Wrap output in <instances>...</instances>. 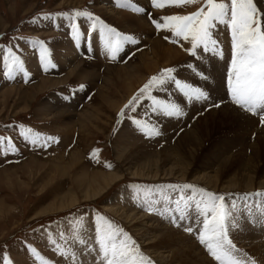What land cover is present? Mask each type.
I'll use <instances>...</instances> for the list:
<instances>
[{
  "label": "rangeland",
  "instance_id": "rangeland-1",
  "mask_svg": "<svg viewBox=\"0 0 264 264\" xmlns=\"http://www.w3.org/2000/svg\"><path fill=\"white\" fill-rule=\"evenodd\" d=\"M59 1L60 0H0V50H2L0 51V137L4 138L3 145H0V203H5V206H11L13 208L9 216L5 220L0 221V264H4V257H7L8 260L11 261V264H43V260H47L49 264H72L74 261L76 262L75 257L77 253L76 251L78 250H73L72 252V247L77 248L78 245H81V247L84 248L83 243H80L81 240L86 242L85 245H89L88 249H90V251H88L86 255L90 259L89 261H85L84 259L82 260L83 262L80 261L79 263L77 262V264H99L98 250L91 248L94 244L93 241L91 242V239H95V228L98 217L101 215L106 217L115 226L122 228L125 232H127L136 244L138 246L140 245L139 247L141 252L145 256L148 255L147 257L150 259L152 264H154V262H156L155 259L141 246V241L138 240V242L129 231V228L119 218L114 216L108 210H105L103 206V201L108 202L113 199L114 195L118 191H121L122 195H125L123 197H119L118 202L120 205L124 206L128 204L127 206L133 207L134 210H137L141 214L155 218L157 217L156 219L159 218L160 222H164L165 226L183 233L191 243L200 246V249H202L205 256L209 258L213 264H218V262L208 254L205 247L201 245L196 238L198 230L202 227L203 217L196 211L194 202H191V208L186 210V213L189 214H186L189 218L188 226L182 228L181 222H183V220L178 217L175 219V223H173V220L169 219V216L173 218L176 214L173 200L178 199L182 194L185 197L191 195V190H184L182 193L180 190H174L163 186L168 184L190 183L203 187L214 193L222 194H244L264 191V189L238 193L222 190L216 191L205 185L189 180L179 181L169 179L165 181H150L138 178H129V176L125 174L123 179L116 182L110 189L107 190V192L103 194L100 199L96 201L81 202L77 204V206L59 213L30 219L34 212H36L41 206L47 204L54 193L64 190L69 184V179L65 176L63 179L47 184L42 190H37V187L47 180L46 178L50 174L52 175L53 172L50 171V169L53 164L57 163L58 160H66L70 155L75 154L79 158V161L75 166L76 169L73 170L74 172L88 171V173H91L95 170L105 173L112 172L116 168H119L115 150L122 149L125 144L132 145V142L130 141L131 139L136 143H140V146L144 148H153L158 151L166 145V148H169L171 151H175L177 144L175 141L181 130L190 129L193 124L196 123L197 119L204 113L226 105L233 108V110L237 113V119L240 120L234 125L227 126L220 130L219 134L222 141L218 139V133L216 136L212 137L207 146L204 148L205 150L202 151L203 153L205 151L211 153L215 150V155L218 154L217 152H219L218 155H220V153L224 152L223 150L228 148L231 151L228 153V156L237 155L238 152L242 150L246 153V157H249L252 151L249 146L256 141V132L258 130H262L264 133V124H261L259 115H253L252 118V115L250 116L244 113L240 108L227 101L220 104L219 107H214L213 105L219 104L221 101H216L214 104L210 103L209 105L201 104V106L195 104L192 112L188 114V108L186 107L187 109H184L182 100H178L181 97L177 94L175 98L170 97L167 91L163 90L162 87L155 89L151 94L152 97L157 102L176 103L182 109V114L180 116L185 117L183 118V121H180L181 118L178 119L176 116L174 117L175 122H173L172 119L167 120L168 118L165 117L164 119L159 116L160 111L158 107L151 105L149 109H151L152 118L156 122L165 125L160 126L159 135L148 136L143 133V131L139 130L138 126L132 122L133 120H140L141 124H146L149 127L154 126L156 129L158 128L154 120L149 118L147 112V106L154 101L153 98L141 99L139 104L136 105L135 112H132L130 109H125V114L120 116L118 121V113L120 110L151 76L157 75L161 69L169 67L175 68L177 71V68L182 64H191L193 67L195 63H197L198 59L190 56L186 51H184V48L189 46L187 42L180 40L178 43H172L171 32L166 30H163L164 32H160L155 27H152V25L150 26L151 22H147L149 24L148 27L150 26V31L147 30L149 31L147 33L142 32V34H138V32L130 33L124 31L122 27L116 26V24L110 22L107 18L95 10L96 5L102 4L101 2H98L99 0H78L80 3L75 6L58 5ZM200 1L202 4L198 3L183 7L166 5L164 10L162 8L157 9L152 7L150 0H130V3L132 2L133 6L143 8L145 11L148 9L149 11H147V13L140 14H145V17L148 18L149 16L154 18L153 14L155 15L156 12V14L162 17L163 15L189 14L196 11L200 5H203V0ZM126 2H129V0H126ZM260 2L263 4L262 7L264 8V0H260ZM108 3L111 5L110 0ZM259 3L256 1L258 9L263 13V9H260V5L262 4L260 3V5H258ZM111 9H114V7H111ZM121 9L122 10H116L115 8L114 10L138 16L134 12H131L129 7H121ZM71 10L90 11L96 17H99L106 25L115 28L118 32L132 35L136 41L132 47L137 44L136 47H134V49L132 47H127L126 50L121 51L120 57L123 56L121 59H118L120 58L118 57L116 59L106 58L103 60L90 52L84 51L80 55L74 54L75 59L77 58L75 62L72 58L73 61L71 60V63H65V66H63V64L62 66L58 65L57 60H55L56 58L53 56L52 49L56 48L57 43L60 41V37H63V39L72 38L71 24L76 23L77 27H80V20L86 17H78L75 21L64 17H55L54 19H45L44 17L47 14L71 12ZM161 13L163 14L161 15ZM149 21L151 20L149 19ZM83 26L86 27L85 34L87 36H92L93 30H91V21L81 27ZM157 34H160V39L163 38L162 41L166 43L165 46L169 45L172 49L175 48L178 55L181 54L182 59L177 65L161 67L152 73H143L138 68L139 55L147 46L148 40L153 39ZM97 36H100V34H97ZM165 36H168L170 39L166 40ZM34 40L44 41L50 50V59L54 67H49L47 71H45L41 65L39 47H34L31 43ZM98 45L100 44L96 45L95 41V46ZM9 49L21 57L24 66V72L13 70L11 73L12 78L4 75L5 71H7L4 67V57L8 54ZM229 52H231V47H225L222 50V56L218 55L219 61H224ZM30 56L32 58L34 57L31 59L32 62L35 60L40 64L37 69L29 68L25 65L27 58ZM36 56L38 57V60L36 59ZM214 58H216V55L213 56V59ZM119 65H128L130 66L129 69L133 72L142 74L145 77L143 82H141L132 93L130 92L128 94H124L121 87L116 85L115 82H111L110 85L107 86L102 81L103 78H106L109 75L107 67ZM207 65L213 68L212 59H208ZM195 67L196 66H194V68ZM198 67H203V65H199ZM73 69H76V71H82V79H80L81 77L76 74V71L70 74ZM200 72L205 73L203 69H199V73ZM178 73L184 77L185 81L188 82L187 84L195 87V84L193 83L197 81L194 79L195 73L193 69L187 70L185 66H181ZM205 74L207 75V73ZM90 75L93 78H89ZM208 76L211 77V75ZM45 78L50 80H61V82L57 85L46 87L38 92L29 108H24L15 114L13 111L19 110L20 107L19 104L15 105L16 94L13 93L7 95L5 100L2 98L1 93L4 89L13 87L17 88L18 86L22 88L32 87L41 79ZM188 79L193 83H191ZM202 80L204 79H201V81ZM204 81L206 82V80ZM205 82H203L204 85ZM80 85L85 86L83 90H80ZM170 85L172 87L169 88L178 90L172 83L169 82V86ZM100 88L101 91H99ZM101 94H107L109 97L107 95L105 97L112 100H119L118 97L123 94L124 98L121 102L122 106L120 105L117 107V110L109 108L106 104V99H103L104 96L103 98L100 97ZM169 98L175 100L172 101ZM3 101L4 103L2 104ZM194 101L195 103H202L208 102V99ZM19 102L20 101L17 100L16 103ZM85 111L87 113H93V117L87 124L84 125V128L80 127L78 124V126L76 125L74 128L69 127V124H71L70 120L77 119L76 116L71 119L66 116H61V118L57 117L60 113L82 114ZM94 112L98 114L96 116L97 118H94ZM161 118L166 121L162 122ZM246 119L251 122L246 124ZM29 129L31 130L30 132L28 131ZM128 130L132 132L131 135ZM34 133L43 134L40 144L44 143L43 137L46 136L55 137L56 139L53 142H48L46 147L34 145L30 143V139ZM124 134L126 136H124ZM26 135L28 137L27 139L25 138ZM215 137L220 144L219 146L216 145L214 148L213 143H216ZM9 141H11L13 146L11 148L8 146ZM167 144H169L170 147H168ZM94 149L99 151L94 153ZM218 158L220 157H215V160ZM30 159L36 160V162L40 164L38 165L40 168L37 170L38 172L36 175H34L32 179L28 180L25 174L21 172L20 166ZM214 162L215 166L213 168L211 167L209 170H214L217 166L218 162ZM238 162L239 161L232 164V173H234L233 168H237ZM4 172L16 173L19 181L26 182V184L29 185L28 190L18 191L15 188L12 189L7 184L3 183L1 176H4ZM139 192H141L142 195L139 194ZM166 194L170 198L169 200L164 201L163 199H160L161 196ZM157 200L159 202H156ZM149 201L152 202L150 203ZM149 206L154 207L156 210L152 213L145 211V208ZM240 212L242 213V217L245 219L246 223H249L250 215L258 214V211L255 209H253L251 214L246 211ZM241 213L237 211L236 219L245 223L243 219H241ZM166 214H168V216H166ZM246 216L248 217L246 218ZM240 226L246 228L248 227L243 225ZM187 227H191L194 230L192 232V235L195 234L194 236L190 237L189 232L185 230ZM240 231L241 230H239V228L237 229V227L235 229L230 228V239L233 241L237 250L242 248L244 251H247V254L241 251L239 252L245 259H248L246 263L249 264L250 261H254L255 264H264V261L250 252V245H247V243L255 241L264 242V228L260 231L262 235L258 238H249L245 235L241 238L239 233ZM61 236H63V238H61ZM57 245L70 250V252L75 255L68 257L59 255ZM29 247L34 249V251H30ZM236 251L233 253V256L236 254ZM40 258H43V260Z\"/></svg>",
  "mask_w": 264,
  "mask_h": 264
},
{
  "label": "bare ground",
  "instance_id": "bare-ground-1",
  "mask_svg": "<svg viewBox=\"0 0 264 264\" xmlns=\"http://www.w3.org/2000/svg\"><path fill=\"white\" fill-rule=\"evenodd\" d=\"M256 1H258V3L260 2V0H256ZM98 2H101L102 4L96 5L95 10H97L102 16L107 18L110 22L116 24V26L122 27L126 32H130V33L138 32V34H142V32H146V33L149 32L150 31L149 27L151 25L152 27H154V25L151 24L152 22L149 21V18L145 17L146 16L145 14L134 12L135 14L138 15V16H134L130 13L115 11L114 10L115 8L116 10L117 9L122 10V9L115 7L112 4V0H110L111 5H109L108 3L109 0L108 1L99 0ZM79 3L80 2L78 0H60L58 2V5L75 6L78 5ZM260 3L258 5H260ZM107 4L111 7H114V9H111V7H109ZM262 6L263 4L260 5V9H263V13H264V8ZM129 8L132 12V8L131 7ZM164 8L162 9L164 10ZM146 10L149 11L148 9ZM147 11L143 13H147ZM156 13L155 15L153 14L154 18L162 17ZM163 13H161V15ZM87 22H89V20H85L84 18H82L81 26L83 25V23L85 25ZM147 22H151L149 27H148L149 24ZM81 26L78 28L81 30V33H85L86 31L85 26L83 27ZM160 32H164V31L160 30ZM97 34L99 33L95 32V34L93 35V39L96 41V45L97 44L100 45L95 46V41H94L93 53L98 58L101 57L103 58V60H105L106 57L109 56V54L107 50L104 48L102 39L100 38V36H97ZM160 34H157L156 37H154L151 40H148L147 46L145 47V49H143V51L139 55L138 68L143 73H152L161 67L177 65L182 59L181 54L178 55V52L175 50V48L172 49L169 45L165 46L166 43L162 41L163 38L160 39L159 37ZM214 36L219 41L220 49L223 50L225 47L228 48L231 47L230 32L228 31L227 28L225 29V25H218V27L214 30ZM126 44H127L125 45L126 48L132 47L130 43H126ZM136 45L134 47H136ZM134 47L132 48L134 49ZM54 49H52V52L54 58H56L55 60H57L58 65L62 66L63 64V66H65V63H71L72 58L74 59V62L77 60V58L75 59L74 54L77 55L78 53L77 52L78 45H77V41H74L72 38L63 39V37H60V41L57 43L56 48ZM120 54L121 52L117 56L120 57ZM214 55L216 54L212 52H208V53L199 52L198 55L195 57L196 59H198L197 63H195L194 65L196 66L195 68L194 66L189 67L187 64L181 65V66H185L187 70H191V69L194 70L195 73L194 79L197 82L193 83L191 82V80L189 79L188 80L191 83L195 84V87H199L208 93V98H207L208 102L195 103L193 99H189L184 95V93L177 87L175 82H170V83H172L178 90H173L169 88L172 87L171 85L169 86V82L167 83L168 85L165 84L164 86H162L163 90H166L170 97L175 98L176 94L181 97L178 100H182L184 109L188 108V114L192 112V109L195 107L194 106L195 104L201 106V104L209 105L210 103L214 104L216 101H221L219 103L220 105L225 101L230 102L229 97L227 95V71L228 68L230 67L231 52H229L225 60L221 62L218 59V55H216V58L213 59ZM122 57H120L119 59H121ZM33 58L31 56L28 57L25 65L29 68L37 69L39 63H37V61L35 60L34 62H32L31 59ZM208 59H212L213 68L207 65ZM199 65L200 66L203 65V67H198ZM181 66L177 68V71H175L174 76L180 82L188 83L187 81H185L184 77L182 75H179L178 73V70L180 69ZM129 67L130 66L128 65L107 67L109 75L106 78H103L102 81L107 86H109L111 82L112 83L115 82L116 85H119V87H121L122 92L124 94H128L130 92L132 93L133 90L136 87H138L141 82H143V79L145 77L142 74H137L136 72H133L131 69H129ZM199 69H203V71L207 73V75H211L210 79L206 80V82L204 80L201 81L199 75ZM75 71L76 69H73L70 74L74 73ZM76 74L81 77L80 79H82V74H83L82 71H76ZM91 77L92 76L90 75L89 78ZM59 82H61V80H50L45 78V79H41L36 85L34 84V86L32 87L22 88L18 86L17 88L13 87V88L4 89L1 95L3 100H5L7 95L13 93L16 94V102L17 100L20 101L19 103L15 102V105L19 104L20 106L19 110L13 111L16 114L20 110H23L24 108H29L30 104L33 102L35 98V95L38 92H40L46 87L57 85ZM203 82H205V85L203 84ZM224 84L226 88L224 87ZM99 91H101V88L99 89ZM106 95L101 94L100 97L103 98L104 96L103 99H106L105 100L106 104L109 106V108H112L114 110L121 105V102L124 98L122 94L118 97L119 100H112L105 97ZM172 98L169 99L172 100ZM3 103L4 101L2 102V104ZM230 104L232 103L230 102ZM151 105H154V101H152L151 104L147 106V112L149 118L154 120L151 115L152 114V112L150 111L151 109H149ZM71 114L60 113L57 115V117L61 118V116L63 117L66 116L69 119H71L72 117L76 116L77 119L70 120L71 123L69 124L70 128H74L77 124L80 127L84 128V125L87 124L90 121V119H92L93 117V113L91 112L87 113L86 111L83 112L82 114H72V115ZM97 115L98 114L94 112V118H97L96 117ZM248 115L250 116L252 115L251 117L253 118V114H248ZM159 116L163 118L164 117L168 118L167 120L172 119L173 122H175L174 120L175 116H166L161 111L159 113ZM176 117L178 119L181 118L180 121H183V118H185L182 116L180 117L176 116ZM239 120L240 119H237V113L229 105L222 106L220 108H216L209 112H206L197 119L196 123H194L190 129H185L180 131V134L175 141L177 143L175 147L176 148L175 151H171L169 148H166V145H164V148L158 151L157 149H153V148H146V147L144 148L140 146L141 145L140 143H136L130 138L132 145L125 144L122 149L116 148L118 149L115 151H116V158L119 163V168H116L112 172L105 173L97 170L92 171L91 173H88V171L74 172L73 170L76 169L75 166L79 161L78 156L75 154L70 155L64 161L58 160L57 163H54L50 169V171L53 172L52 175L50 174L46 178L47 180H45L41 185L37 187L38 188L37 190H42L44 186H46L47 184H50L51 182L59 179H63L65 176H67V178L69 179V184L64 190H60L54 193L47 202V204L41 206L36 212H34V214L30 217V219L39 216L42 217L49 214L62 212L77 206V204L81 202L96 201L100 199L103 196V194L107 192V190L110 189L116 182L123 179L125 174H127L129 178H138V179H144L150 181H163V180L165 181L169 179L171 180L175 179L179 181L189 180L205 185L216 191L222 190V191L238 193V192H250L254 190H263L264 189V133L262 132V130H258L256 132V141L249 146L252 150L249 157H246V153L242 150H240L237 155L228 156V153L231 152L228 148L223 150L224 152L222 151L223 153H220V155H218L219 152H217L218 154L215 155L214 152L215 150L213 151L211 150L212 151L211 153H208V151H205L204 153L202 152L205 150L204 148L207 146V144L212 139V137L216 136L217 133L218 134L220 133V130L224 129L227 126L234 125L236 122H239ZM165 121L166 120H162V122ZM154 122L158 127L157 128L158 131L160 130L159 129L160 126L165 125V124L162 125L161 123L156 122L155 120ZM250 122H251L250 120L246 119L245 123L249 124ZM128 132L130 133V135L132 134L130 130H128ZM124 136L126 135L124 134ZM220 138L221 136L219 134L218 139L222 141ZM215 141L216 143L215 142L213 143L214 148L216 145L219 146L220 144L216 137H215ZM167 145L168 147H170L169 144ZM215 157H220V158L215 160ZM214 161L218 162L217 166L215 167L214 170H209L211 167L213 168L215 166ZM237 161H239L237 163L238 164L237 168L236 169L233 168L234 173H232V164ZM38 165L40 164H38L36 160L30 159L27 160L24 164H22V166H20V170L22 173L25 174L27 179L30 180L38 172L37 170L40 168ZM1 178L3 183L7 184L12 189L15 188L18 191H22V190L26 191L29 188V185L26 184V182L19 181L16 173L4 172V176H1ZM139 194L142 195L141 192H139ZM123 196L125 195H122L121 191H118L114 195L113 199L109 200L110 202L103 201L104 203L103 206L105 210H108L114 216L119 218L129 228V231L133 234L134 238L137 239V241L138 240L141 241L142 244L141 246L146 250L148 254L152 255V257L155 259L156 262H154V264L155 263L213 264L211 260L205 256L202 249H200V246L191 243L190 240L186 238L183 233L179 231H175L172 228L165 226L164 222L163 223L162 221L160 222L159 218L156 219L157 217L155 218L152 216L150 217L145 214H141L137 210H134L133 207L127 206L128 204L124 206L120 205L118 199L119 197H123ZM4 204H2V202L0 203V221L5 220L9 216L11 210H13L11 206H5ZM238 212L241 213L240 211ZM175 213L176 214L173 218L169 216L170 220L176 219L177 217L179 218V213L177 212ZM166 216H168V214H166ZM247 217L248 216H246V218ZM188 219L189 218L187 217V215L185 216L184 219H182L183 220V222H181L182 228L188 226L189 223ZM241 219H243V221L245 222L242 223L238 221L239 226L237 227V229L239 228V230H241L239 232L241 238L244 235L249 238H258L259 236L262 235L260 231L264 228V219H261L259 212L256 215L255 214L250 215L249 223H246L245 219L242 217V213H241ZM240 225L248 226V227L247 228L241 227ZM189 234L190 237L195 235V234L192 235V233ZM92 241L94 242V244L91 248L98 250V245L96 244L95 239L93 240L91 239V242ZM255 242L247 243V245L248 244L250 245L249 250L250 252H252V254L258 256L262 261H264V242H258V241ZM85 244L86 242L83 243L84 248L81 247V245H78L77 248L72 247V252L73 250L75 251L78 249L76 251L77 253L75 257L76 262L74 261L72 264H77V262L79 263L84 259L85 261H89L90 258L87 257L86 253L90 251V249H88L89 245L88 244L85 245ZM240 251L247 254V251H244L242 248L238 249L236 251V254H234L235 260L237 261V264L246 263L248 259H245L244 256L241 253H239Z\"/></svg>",
  "mask_w": 264,
  "mask_h": 264
},
{
  "label": "snow or ice",
  "instance_id": "snow-or-ice-1",
  "mask_svg": "<svg viewBox=\"0 0 264 264\" xmlns=\"http://www.w3.org/2000/svg\"><path fill=\"white\" fill-rule=\"evenodd\" d=\"M200 0H150L152 7L161 9L168 6H190L198 4ZM120 7H132V10L143 13V8L135 7L126 2L119 4ZM64 17L75 21L78 17H86L91 21V30L99 29L100 38L104 41L109 58L115 59L123 50L126 43H136L132 35L118 32L115 28L106 25L99 17L90 11L71 10L45 15V19ZM154 27L160 30L171 32V42L178 43L180 40L187 42L188 47L184 48L190 56L196 57L199 52H213L222 56L219 41L214 36V30L218 25H225L231 36V61L227 71V95L230 102L241 110L259 115L261 124H264V13L258 9L255 0H203V5L186 15H167L159 18L149 16ZM162 21V22H160ZM35 22V21H33ZM72 38L79 42L82 36L81 30L76 23L71 24ZM165 39H170L165 36ZM32 45L39 47V57L42 67L47 71L54 67L50 59V50L42 40H34ZM2 51V50H0ZM10 58V60H9ZM4 67L7 69L4 75L12 78L13 70L24 72L21 57L8 50L4 57ZM192 67L191 64L188 65ZM176 69L169 67L161 69L157 75L151 76L148 81L133 95L118 113L119 117L125 114V109L136 111V105L143 98H153L152 92L168 82H175L177 87L186 97L194 100L208 98V93L199 87L182 83L173 75ZM200 78L210 79L203 72L199 73ZM85 86L80 85V90ZM154 100V106L166 116H179L182 109L176 103H164ZM213 106L219 107V104ZM148 136L159 135L154 126L141 124L140 120L132 121ZM31 131L30 129L28 130ZM43 134L34 133L30 143L39 146H47L48 142L55 141V137H43L44 143L40 144ZM28 138L27 135L25 137ZM4 138L0 137V145H3ZM8 146L13 147L11 141ZM99 150L94 149L93 152ZM163 187L180 190H191V195L185 197L183 194L174 199L175 211L179 218L184 219L186 210L190 209L194 202L195 209L203 217L202 227L198 230L197 240L203 245L208 254L218 264H237L233 253L237 250L230 239V228L238 227L236 219L237 211H246L251 214L253 209L260 213L264 219V191H256L244 194H222L214 193L203 187L190 183L168 184ZM164 201L170 198L167 195L160 197ZM151 203V201H149ZM156 202H159L158 200ZM156 209L152 206L146 207L145 211L152 213ZM175 223V219H173ZM193 232L191 227L185 229ZM63 238V236H61ZM95 242L98 245L99 264H152L145 256L140 247L132 237L122 228L115 226L104 216H99L95 228ZM80 243H85L83 240ZM30 251H34L29 247ZM58 254L61 256H74L70 250L57 245ZM4 264H11L7 257H4ZM43 260V258H40ZM43 264H49L43 260ZM251 264H255L254 261Z\"/></svg>",
  "mask_w": 264,
  "mask_h": 264
}]
</instances>
